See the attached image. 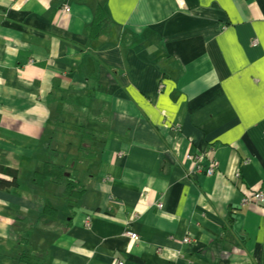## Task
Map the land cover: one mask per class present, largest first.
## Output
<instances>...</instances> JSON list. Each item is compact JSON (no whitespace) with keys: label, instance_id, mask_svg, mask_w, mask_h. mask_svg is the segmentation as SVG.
Returning a JSON list of instances; mask_svg holds the SVG:
<instances>
[{"label":"crops","instance_id":"0c3cea01","mask_svg":"<svg viewBox=\"0 0 264 264\" xmlns=\"http://www.w3.org/2000/svg\"><path fill=\"white\" fill-rule=\"evenodd\" d=\"M6 170L0 264H264V0H0Z\"/></svg>","mask_w":264,"mask_h":264},{"label":"trees","instance_id":"16d2710c","mask_svg":"<svg viewBox=\"0 0 264 264\" xmlns=\"http://www.w3.org/2000/svg\"><path fill=\"white\" fill-rule=\"evenodd\" d=\"M100 20H101V15L100 16L98 15V17L95 18V21L101 22ZM65 171H66V168L62 166H57V165H53L50 163H44L42 170L35 173V181H37V183H40L47 178H51L53 180H60L65 175L66 173ZM5 173L13 177L10 181L0 179V189L5 190L10 187H16L17 183H16V178H15V172L12 170H6ZM67 187H68L67 193H65L66 196L71 195L73 193L77 194L76 197L79 196V192H73L72 190L75 188V187L73 188V182L69 181ZM71 190L73 193L71 192ZM14 261H15V264H41L43 261V257L31 256V255L23 253V254H19L18 256H16L14 258Z\"/></svg>","mask_w":264,"mask_h":264},{"label":"built area","instance_id":"2783aa9c","mask_svg":"<svg viewBox=\"0 0 264 264\" xmlns=\"http://www.w3.org/2000/svg\"><path fill=\"white\" fill-rule=\"evenodd\" d=\"M180 2V1H179ZM63 12L64 13H69V8L65 7L63 8ZM253 45H255V43L253 42ZM186 159L188 161H191V162H195L194 160V157L193 156H187ZM194 165H196V170L200 173H204L205 175L207 176H211L217 166L216 163L212 162L210 164V166L204 171L202 166H200L198 163H194ZM249 201H252V202H258V203H262L264 201V195L258 191V192H254L252 193L250 196H248L247 198L245 197L244 199V203H247ZM157 208H161V204H158L157 205ZM125 234L128 236V238L130 240H132L133 242H136L138 240V237L136 234L132 233V232H125ZM183 243H189L190 242V236H186L183 241ZM118 264H122V263H118Z\"/></svg>","mask_w":264,"mask_h":264}]
</instances>
